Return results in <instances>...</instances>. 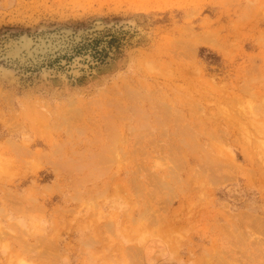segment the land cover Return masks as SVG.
<instances>
[{"label":"rangeland","instance_id":"374dc122","mask_svg":"<svg viewBox=\"0 0 264 264\" xmlns=\"http://www.w3.org/2000/svg\"><path fill=\"white\" fill-rule=\"evenodd\" d=\"M24 0H0V264H27Z\"/></svg>","mask_w":264,"mask_h":264},{"label":"bare ground","instance_id":"6f19581e","mask_svg":"<svg viewBox=\"0 0 264 264\" xmlns=\"http://www.w3.org/2000/svg\"><path fill=\"white\" fill-rule=\"evenodd\" d=\"M12 52L21 54L25 53L24 50V35H17L13 38V41L11 42Z\"/></svg>","mask_w":264,"mask_h":264}]
</instances>
